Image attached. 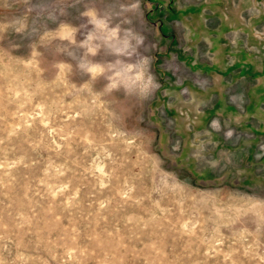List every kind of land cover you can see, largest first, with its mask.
Instances as JSON below:
<instances>
[{"label":"rangeland","instance_id":"1","mask_svg":"<svg viewBox=\"0 0 264 264\" xmlns=\"http://www.w3.org/2000/svg\"><path fill=\"white\" fill-rule=\"evenodd\" d=\"M0 264H264V0H0Z\"/></svg>","mask_w":264,"mask_h":264},{"label":"snow or ice","instance_id":"2","mask_svg":"<svg viewBox=\"0 0 264 264\" xmlns=\"http://www.w3.org/2000/svg\"><path fill=\"white\" fill-rule=\"evenodd\" d=\"M106 58V54L102 51L99 55H97V56H95V59L97 60V61H103V59H105Z\"/></svg>","mask_w":264,"mask_h":264}]
</instances>
